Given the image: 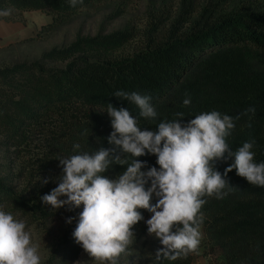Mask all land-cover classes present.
<instances>
[{
  "label": "trees",
  "instance_id": "trees-1",
  "mask_svg": "<svg viewBox=\"0 0 264 264\" xmlns=\"http://www.w3.org/2000/svg\"><path fill=\"white\" fill-rule=\"evenodd\" d=\"M248 1L147 0L142 30L129 20L107 31L124 15L127 0H84L75 7L69 0H0V10H12L0 17L7 22L22 21L27 11H48L52 19L42 32L57 31L95 5L109 9L95 34L78 31L69 43L33 60L0 64V209L27 228L73 218L42 264H73L83 250L73 237L83 205L54 210L40 198L63 175L58 157L112 147L109 103L128 109L141 130L151 131L159 122L179 119L177 112L184 113L182 124L203 112L227 114L235 120L227 138L230 149L252 140L255 162H264V7ZM137 37V49L125 53ZM118 90L151 96L157 117H140L135 105L113 95ZM189 97L190 105L184 106ZM250 107L255 114L243 115ZM77 143L81 147L74 152ZM225 157L214 164L221 174L234 162ZM137 159L145 162L142 171L159 169L155 155ZM125 170L126 165H113L105 175L116 178ZM224 178L233 190L223 199L205 197L203 246L219 251L212 264H264V187L249 184L235 169ZM156 200L153 196L152 203ZM140 211L144 218L151 214ZM160 247L140 264H157ZM191 256L159 264H191Z\"/></svg>",
  "mask_w": 264,
  "mask_h": 264
},
{
  "label": "clouds",
  "instance_id": "clouds-1",
  "mask_svg": "<svg viewBox=\"0 0 264 264\" xmlns=\"http://www.w3.org/2000/svg\"><path fill=\"white\" fill-rule=\"evenodd\" d=\"M83 2L69 0L72 7ZM11 11L0 10V17L11 15ZM113 95L135 105L142 118L158 115L149 95L123 90ZM190 103V97L183 100L184 106ZM105 111L111 118L113 131L107 141L112 147L58 157L63 175L58 186L40 198L54 210L67 206L71 211L83 205L73 237L94 264H119L121 255L130 254L132 229L144 219L140 210L152 213L146 224L148 235L162 245L154 254L157 264L198 254L205 197L223 199L234 188L224 177L235 169L249 184L264 187V162H255V142L230 149L227 138L235 120L227 114L212 110L182 124L184 113L177 112L179 119L159 122L158 130L151 131L141 130L138 119L126 108L117 109L109 103ZM249 113L255 114V108L243 115ZM80 147L74 144L73 151ZM226 153L234 162L221 174L214 164L224 160ZM147 154L157 157L159 169L142 171L145 162L137 158ZM129 156L133 158L130 163ZM113 165H126V170L108 178L105 173ZM153 196L157 198L154 204ZM72 219L66 222L70 224ZM26 228L23 220L0 209V264H41L39 246Z\"/></svg>",
  "mask_w": 264,
  "mask_h": 264
},
{
  "label": "rangeland",
  "instance_id": "rangeland-1",
  "mask_svg": "<svg viewBox=\"0 0 264 264\" xmlns=\"http://www.w3.org/2000/svg\"><path fill=\"white\" fill-rule=\"evenodd\" d=\"M246 1V0H245ZM248 1V0H247ZM253 0H249L251 2ZM258 1L264 7V0ZM127 7L124 15L112 22L107 31L121 27L127 21H132L136 28L142 30L147 17L146 4L147 0H127ZM109 14V9L106 4H98L92 8L81 11L79 15H74L73 20L59 28L54 32H46L41 30L42 26L49 23L52 15L48 11L35 10L24 12L23 20L16 21L24 24L26 29L19 37L7 45L6 48L0 49V64H7L14 61L33 60L42 52L49 50L53 46H60L69 43L75 37V34L80 31L82 34H95L99 28L100 22ZM26 16V18L24 17ZM1 20V19H0ZM12 22V21H11ZM39 32L42 34H39ZM142 33V32H141ZM142 37V36H141ZM139 37L135 39L133 45H129L124 49L125 53H131L140 44ZM151 214L143 219V224L134 232V242L129 247L128 253L121 255L119 264H140L149 257L153 249L160 244V241L148 235L146 221L151 218ZM66 218L58 217L49 223H36L28 227L26 230L32 234L34 244L39 246V254L41 256V264L48 258L54 242L62 235L65 226ZM200 250L198 254H191V264H212L219 260L220 254L218 250H205L203 246V231ZM73 264H94L91 258L81 251L78 258Z\"/></svg>",
  "mask_w": 264,
  "mask_h": 264
},
{
  "label": "crops",
  "instance_id": "crops-1",
  "mask_svg": "<svg viewBox=\"0 0 264 264\" xmlns=\"http://www.w3.org/2000/svg\"><path fill=\"white\" fill-rule=\"evenodd\" d=\"M24 17L26 18L25 15ZM25 29L26 26L20 22L0 20V49L6 48L7 45L15 41Z\"/></svg>",
  "mask_w": 264,
  "mask_h": 264
}]
</instances>
